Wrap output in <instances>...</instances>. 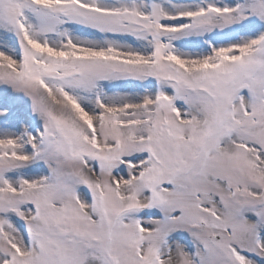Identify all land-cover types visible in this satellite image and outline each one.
<instances>
[{
	"label": "snow or ice",
	"instance_id": "6c2138e0",
	"mask_svg": "<svg viewBox=\"0 0 264 264\" xmlns=\"http://www.w3.org/2000/svg\"><path fill=\"white\" fill-rule=\"evenodd\" d=\"M0 264H264V0H0Z\"/></svg>",
	"mask_w": 264,
	"mask_h": 264
}]
</instances>
